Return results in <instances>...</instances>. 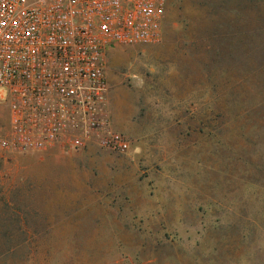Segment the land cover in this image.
<instances>
[{
    "label": "rangeland",
    "instance_id": "obj_1",
    "mask_svg": "<svg viewBox=\"0 0 264 264\" xmlns=\"http://www.w3.org/2000/svg\"><path fill=\"white\" fill-rule=\"evenodd\" d=\"M106 75L129 150L0 151V264H264V0H168Z\"/></svg>",
    "mask_w": 264,
    "mask_h": 264
},
{
    "label": "built area",
    "instance_id": "obj_2",
    "mask_svg": "<svg viewBox=\"0 0 264 264\" xmlns=\"http://www.w3.org/2000/svg\"><path fill=\"white\" fill-rule=\"evenodd\" d=\"M168 0H0V96L10 132L0 151H42L61 140L126 152L108 115L106 51L163 38Z\"/></svg>",
    "mask_w": 264,
    "mask_h": 264
}]
</instances>
